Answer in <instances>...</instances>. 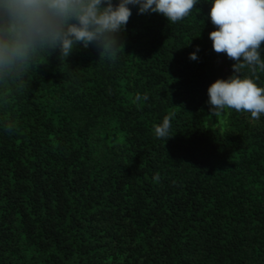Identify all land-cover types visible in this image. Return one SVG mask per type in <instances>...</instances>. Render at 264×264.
Wrapping results in <instances>:
<instances>
[{
  "label": "trees",
  "instance_id": "trees-1",
  "mask_svg": "<svg viewBox=\"0 0 264 264\" xmlns=\"http://www.w3.org/2000/svg\"><path fill=\"white\" fill-rule=\"evenodd\" d=\"M197 7L0 85V264H264V114L209 112L235 61Z\"/></svg>",
  "mask_w": 264,
  "mask_h": 264
},
{
  "label": "clouds",
  "instance_id": "clouds-1",
  "mask_svg": "<svg viewBox=\"0 0 264 264\" xmlns=\"http://www.w3.org/2000/svg\"><path fill=\"white\" fill-rule=\"evenodd\" d=\"M202 0H0V85L22 83L30 66L43 54L59 52L67 61L82 47H95L105 58L118 53L135 8L137 14H159L169 23L187 17ZM205 16L215 26L212 48L235 63L227 78L208 89L209 112L235 109L259 119L264 114V0H207ZM199 9V8H198ZM201 10L199 9V12ZM200 46L189 54L198 60ZM49 55V56H50ZM48 56V57H49ZM140 97H138L139 99ZM147 95L143 99L147 100ZM9 129L11 124L6 125ZM170 117L154 126L157 138H169Z\"/></svg>",
  "mask_w": 264,
  "mask_h": 264
}]
</instances>
